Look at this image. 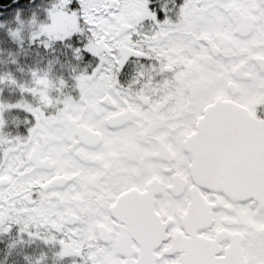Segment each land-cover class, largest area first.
<instances>
[{
	"label": "snow or ice",
	"instance_id": "snow-or-ice-1",
	"mask_svg": "<svg viewBox=\"0 0 264 264\" xmlns=\"http://www.w3.org/2000/svg\"><path fill=\"white\" fill-rule=\"evenodd\" d=\"M26 23L70 71L53 77L49 60L30 85L0 73L10 247L39 239L72 264H264V0H51L0 33L22 49ZM12 111L25 134L5 130Z\"/></svg>",
	"mask_w": 264,
	"mask_h": 264
},
{
	"label": "rangeland",
	"instance_id": "rangeland-1",
	"mask_svg": "<svg viewBox=\"0 0 264 264\" xmlns=\"http://www.w3.org/2000/svg\"><path fill=\"white\" fill-rule=\"evenodd\" d=\"M51 0H33L32 1V12L33 11H40V6L46 5L47 3H50ZM20 11V10H19ZM32 29L25 24L23 31L21 33L22 36L25 37L24 41H27V35ZM42 60L38 59L37 57L31 58L28 57L26 60V67H23V65L18 66H12L10 64H5L1 67L0 73L11 71L14 76L21 82L31 84V74L29 72L30 68H47L49 60H53L52 64V73L51 75L53 77L60 75L61 73L67 75V73L70 71V65L64 64L63 67H61L62 61L54 60L53 57L50 59ZM23 69V71H21ZM19 91L14 86H8L4 88V99L14 101L19 96ZM6 118L8 120V126L5 129L6 131L10 132L13 135L16 134H25L26 133V123H25V117L23 114L12 111L7 112ZM24 125L25 128L22 126ZM42 138L45 140V143L50 142L51 140L55 139V136L51 131L46 130L43 133ZM117 145L119 147L120 153L119 154H125L126 151H128L130 145H132L131 142V136L118 139ZM2 237V242L0 240V264H28V261L25 259V256L31 257L33 260L41 253L44 252L47 254V264H72V257H65L63 260L57 261L56 257L54 256V253L56 251L55 246L45 244L43 241L39 239L31 240L30 242L27 241V238L25 237L26 242L23 244H17L15 247H10V243L13 239H16V232L15 230L7 235H0ZM4 243V244H3ZM78 259V258H76Z\"/></svg>",
	"mask_w": 264,
	"mask_h": 264
},
{
	"label": "trees",
	"instance_id": "trees-1",
	"mask_svg": "<svg viewBox=\"0 0 264 264\" xmlns=\"http://www.w3.org/2000/svg\"><path fill=\"white\" fill-rule=\"evenodd\" d=\"M32 5V2L26 0L16 1L15 3L14 0H0V21L11 22L19 10L23 16L31 15ZM55 55L58 54L45 55L39 47L29 44L28 40L23 41V48L21 49L16 43L8 39L6 34L0 33V71L5 64L12 66L23 65V67H26L25 64L28 57L47 60ZM13 58H15L16 63L12 62ZM18 124V126L25 128L23 124ZM0 240L2 242V237H0Z\"/></svg>",
	"mask_w": 264,
	"mask_h": 264
},
{
	"label": "flooded vegetation",
	"instance_id": "flooded-vegetation-1",
	"mask_svg": "<svg viewBox=\"0 0 264 264\" xmlns=\"http://www.w3.org/2000/svg\"><path fill=\"white\" fill-rule=\"evenodd\" d=\"M16 1H21V0H14V3H15ZM26 1L32 2L33 0H26ZM19 3H20V2H19ZM131 142H132V145H130L128 151H126V153H125L124 155L128 154L129 152H131V151L136 147L135 140H134L133 137H131Z\"/></svg>",
	"mask_w": 264,
	"mask_h": 264
}]
</instances>
